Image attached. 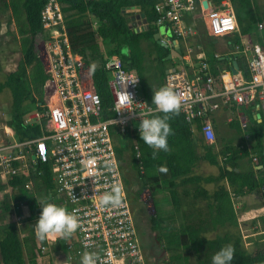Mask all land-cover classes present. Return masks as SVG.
<instances>
[{
	"label": "trees",
	"instance_id": "obj_1",
	"mask_svg": "<svg viewBox=\"0 0 264 264\" xmlns=\"http://www.w3.org/2000/svg\"><path fill=\"white\" fill-rule=\"evenodd\" d=\"M48 1L24 0L23 2L22 7L25 11L28 31L33 36L32 39L43 34L41 12ZM161 1L59 0L66 18L73 50L89 59L91 63L94 62L91 59L99 58L100 40L103 43L115 44L116 47L109 51L107 56L122 57L125 68L135 71L140 76V92L149 103H151L152 94L161 86H166L167 70L171 68L167 64L171 61L167 59L171 54L170 47L162 46L153 38L159 32V27L155 25L160 17L156 11V5ZM210 1L213 2L214 8H218L222 2V0ZM231 2L237 13L242 34H250L257 24L254 15V1L231 0ZM133 6H141V10L146 13L149 23L148 30L136 33L127 22L129 14L124 15L122 9ZM89 15L99 23L98 28L93 27ZM203 18L199 7L193 14V20L187 17L186 22L192 23L191 25L200 30L199 25L205 24ZM200 34L205 36L206 30ZM209 38L215 39L211 36ZM150 39L153 40L155 47L145 48L144 41ZM30 42L17 70L9 73L5 81L0 84V92L7 89L12 96L10 130L14 131L12 140L19 142L33 140L43 135L40 123L36 120L28 121L31 111L26 109V106L31 102L33 112L37 113L41 110L35 90L39 92V96L43 94L48 75L39 59L40 49L37 50L34 41ZM262 45L264 46V35ZM123 48L129 51L123 54ZM148 59H150L152 72L148 70L146 62ZM105 60L106 56L103 57V61ZM177 60L181 61L179 58ZM216 60L228 66L233 63L228 59L216 58ZM237 61L240 68L247 73L245 57L237 56ZM32 65L34 71L30 75L29 67ZM214 75L219 78V74ZM93 76L104 108L109 111L112 104L108 83L109 73L99 67L93 69ZM151 77L154 80H151ZM154 114L164 115L163 113ZM168 115V122L172 129L168 137V151H154L135 132L130 131L124 135L125 139L131 142L129 146L130 168L138 175L143 188L151 190L156 208V213L148 215L145 220L146 228L152 236L148 243L154 240L159 248L155 249L153 245L150 246L151 254L158 253V255H156L157 259L155 258V261L151 263L146 253L149 264H212L211 258L215 252L228 244L233 245L235 249L232 264H264V242L257 244L254 250L249 252L245 249L239 232L235 233L231 230L239 225V213L234 206V198H243L252 192L264 189V124L259 123L253 117H251V123L246 124H242L240 120L231 121L232 127L242 131L250 130L251 148L245 141L236 146L228 143L225 138H223L225 142L218 147V139L214 144H209L205 140L201 120L193 128L180 109L178 113ZM211 120L214 124L215 120L219 119L212 115ZM215 125L214 127L217 126ZM136 146L141 152L139 160L136 157ZM116 149L125 182L128 184L126 167L123 165L127 160L123 157L124 148L117 145ZM249 155L258 158L256 169L240 170V161L248 158ZM249 161L253 162L250 158ZM200 162H207L211 166L218 167V174L209 176L198 174L197 169ZM15 165L19 167L20 163L15 162ZM207 183L215 184L214 190L208 189ZM30 186L31 189H28ZM5 187L21 191L19 201L17 200L19 214L26 209L32 212L35 209L40 210L37 195L41 194H45L47 201L62 205L60 201L54 199V179L50 165L34 162L31 157L27 160V167H23L18 175L10 176L6 181L0 182V192ZM136 209L143 210L140 206ZM136 209L134 208V212ZM12 214L13 206L9 198L3 200L2 203L0 201V264H43L42 246L48 244V239H38L33 229L36 221L34 219H37L39 215L24 218V225L19 227L15 219H11ZM137 215L135 213L145 248L147 239L143 235L145 236L146 230L140 226ZM259 216L264 220V212ZM220 229L228 231L214 238L208 236L209 233H216ZM160 250L162 252L159 254ZM48 264H53V262L48 260Z\"/></svg>",
	"mask_w": 264,
	"mask_h": 264
},
{
	"label": "built area",
	"instance_id": "obj_2",
	"mask_svg": "<svg viewBox=\"0 0 264 264\" xmlns=\"http://www.w3.org/2000/svg\"><path fill=\"white\" fill-rule=\"evenodd\" d=\"M199 7L207 12L203 17L211 36L242 38L228 0L209 12L200 0H162L156 5L160 17L155 25L171 27L182 45L183 62L191 67H175L166 76V86L180 98V110L187 121L195 128L201 120L205 140L214 144L217 136L211 116L223 108L252 107L263 113L260 123L264 124V47L242 41L231 45L233 53L245 57L247 73L239 69L234 74L227 68L216 78L208 61L191 65L195 53L191 42L197 29L186 18ZM41 16L46 36L39 59L48 77L43 97L38 99L41 110L28 121L40 123L43 135L24 142H0V180L18 175L27 167L29 157L50 165L55 200L67 206L79 222L75 232L61 238L65 253L61 258L65 259L59 264H82L85 253L95 254V264H149L116 143L117 137L125 139L130 131L139 134L138 113L152 112L155 105L140 92V76L125 68L122 57L108 56L95 64L73 50L59 0H49ZM259 29H264L263 24ZM99 67L109 73V111L94 81L93 69ZM136 151L139 160L137 146ZM254 161L258 163V158ZM114 189L120 192L119 203L103 205L102 195ZM48 247L42 246L44 256L50 252ZM48 258L52 261L50 255Z\"/></svg>",
	"mask_w": 264,
	"mask_h": 264
},
{
	"label": "rangeland",
	"instance_id": "obj_3",
	"mask_svg": "<svg viewBox=\"0 0 264 264\" xmlns=\"http://www.w3.org/2000/svg\"><path fill=\"white\" fill-rule=\"evenodd\" d=\"M217 1V0H216ZM223 1V0H222ZM231 1V0H230ZM255 3V10L254 15L257 19V24L253 27L252 32L250 33L251 36V44L259 42L260 45H262V38L264 35V30H259L257 25L259 23H262L264 26V0H253ZM23 2L24 0H0V84L3 83L7 77V75L11 72H14L17 70L20 62L23 60L25 56V51L27 46L31 43L30 41H34L35 45L37 46V50L40 49L41 44H44L45 41V34H39L37 37L33 38V36L30 35L28 31V25L26 20L25 11L23 10ZM233 5V4H232ZM234 7V6H233ZM236 12V11H235ZM205 13V12H204ZM129 14L128 17L132 16V13L125 12L124 15ZM207 14V12L205 13ZM237 15V13H236ZM200 18V17H199ZM89 19L93 23V27L96 29L99 26V23L95 20V18L91 15H89ZM204 20L205 24V17L202 19ZM199 25L200 30H197V35L192 39L191 45L197 49V46L199 43L201 44V38L200 36H204V31L206 30V35L209 37L211 36L209 34V30L206 25ZM129 25L134 28L133 23L130 22ZM206 26V28H205ZM149 25L145 27L146 30H148ZM158 31L162 36H164L167 32H171V28L169 25L160 26ZM205 35V38L208 39V37ZM154 38V36H153ZM204 39V38H202ZM155 40V39H154ZM233 41V39H231ZM254 41V42H253ZM214 41L210 40L208 41L207 45L210 48V50L207 51L208 58L211 60V66L216 69L218 68V61L215 58V54L212 52V47ZM253 42V43H252ZM144 47L145 48H152L155 47L153 44V40H145L144 41ZM99 58L94 61L95 64L100 63L103 60V57L107 56V53L109 51L113 50L116 45H112L109 42L103 43V41H99ZM202 46V44H201ZM263 46V45H262ZM205 48V46L203 47ZM129 50L127 48H123L122 52L123 54L127 53ZM209 60V61H210ZM147 65L148 70H151V63L150 59H148ZM169 66H177L181 63L178 62L176 58L171 59L170 62L167 63ZM34 66L29 67V74L31 75L34 71ZM43 70V68H42ZM152 72V70H151ZM151 80H154L153 77H151ZM36 87V86H35ZM35 95H37L36 99L38 100L39 97H43V94L39 96V92L35 90ZM12 96L9 90L5 89L0 92V142L1 141H14L12 140V137H14L13 132L10 130L11 127V119H12ZM234 109L228 110L225 113V116L223 118H219V123L216 124L215 130L217 134V139L219 140L218 147H221V144L225 141L223 138L226 139V141L233 145H239L241 142L245 141L247 146L251 148L252 140L250 137V130H239L236 127H232L230 124L231 121L240 120L242 121V124L244 123H251V117H253L252 113V107L251 109H247L244 107H239L236 109V107H233ZM26 109L30 110L29 116H34L36 113L32 111L33 104L31 102L27 103ZM224 110V109H223ZM222 111V110H221ZM257 113V116L259 119L263 117V113L259 110H255ZM218 113L216 112L214 117L218 118ZM241 113V114H240ZM241 116V117H240ZM245 118V119H244ZM231 119V120H229ZM250 126V125H249ZM10 132V133H9ZM245 139V140H244ZM223 141V142H222ZM130 140L129 139H123L120 137H117V145L124 148V159H127L124 161V167H126V176L128 177V187L131 193V202L133 205V209L137 208V206H140V208H143V210L139 209V211L136 209L135 213L137 215L138 222L143 230H146L145 236L146 237V253L150 259V262H154L155 258L157 259L156 255L151 254V245L155 249H159L157 247V243L153 240L152 242L148 243V240L150 237H152L150 234V231L146 228V222L148 215H154L156 213V208L154 205V201L152 198V192L150 189H144L140 181L138 180V175L134 172H132L130 165H129V156H130ZM254 155H249L248 158H244L240 161V170L242 171H251L255 170V164L254 161ZM249 158L253 160V162L249 161ZM198 174L201 175H217L219 172V168L215 166H211L207 162H200L198 166ZM2 179L0 180V182ZM206 187L210 190H214L215 184H206ZM31 189V186L28 188ZM144 191H148L145 192ZM151 193V195H150ZM21 194V191L19 190H12L10 187L2 188V191L0 192V201L2 203L3 200L6 198H9L12 206H13V216L11 219H15L16 224L19 225V227H22L25 223L24 218L26 217H34L36 215H39L41 212L40 210L35 209L33 212L30 209L24 210L22 214H19L17 206V200L19 201V196ZM37 198L39 200V204L43 201H45V194L37 195ZM55 199V195H54ZM141 204V205H140ZM234 206L236 210L239 213V225L237 228H232L231 230L236 233L239 232V234L242 236L243 244L246 250L249 252L253 251L255 246L259 243L264 242V220L260 218V214L264 212V190H257L255 192H252L251 194L243 197V198H234ZM67 208V206H64ZM41 208V207H40ZM21 218V220H20ZM36 220V219H34ZM5 222V221H3ZM145 227V228H144ZM227 229H220L218 232L209 233L208 236L210 238H214L216 235H223ZM53 241L50 242L51 245V251L48 252V255L45 256L49 257V255L52 257L54 264H59L61 261L65 259L61 258L65 255L64 253V243L61 238H55L52 237ZM144 241V240H143ZM156 246V247H155ZM60 247V250H59ZM162 252V250L159 251ZM60 256V259H59ZM169 258V257H167ZM162 262L161 260H159Z\"/></svg>",
	"mask_w": 264,
	"mask_h": 264
},
{
	"label": "clouds",
	"instance_id": "obj_4",
	"mask_svg": "<svg viewBox=\"0 0 264 264\" xmlns=\"http://www.w3.org/2000/svg\"><path fill=\"white\" fill-rule=\"evenodd\" d=\"M228 1L232 5V2L230 0ZM212 6L214 5L212 4ZM241 35L243 38L244 34H242V32ZM218 37H222V36H218ZM175 40L177 39L175 38ZM249 45H254V44H249ZM183 55L184 52L182 48V57ZM235 55L243 56L240 54H235ZM107 57L108 56H106V58ZM181 61H183V58L181 59ZM231 64L232 65L228 66V68H230L232 71L233 63ZM174 67L176 66H172L169 69H173ZM135 81L136 80H133L131 83H134ZM127 96L129 97L130 101L133 102L132 97L129 94H127ZM151 104L155 105V109L152 112L138 113L140 117V121L138 124L140 139L146 145L151 147L154 151L155 150L168 151L169 148L168 137L172 133L171 126L168 122L169 120L168 114L170 113L176 114L179 112L180 98L176 95V93L172 90L171 87L161 86L152 94ZM133 109L134 108H130L128 110L132 111ZM153 113H163L164 115H156ZM45 200L47 201V198H45ZM119 200H120V192L118 189H114L112 192H106L101 197V203L103 205H108V204L115 205L119 203ZM39 205L41 207V212L39 214V217L36 219L35 223L33 224L34 233L38 239L45 240L50 237L65 238L70 236L78 228L79 222L77 217L72 212L68 211L66 207L62 205H58L51 201H47V202L42 201ZM234 253H235V249L233 245L231 244L225 245L222 248H220L217 252H215V254L212 256L211 258L212 264H232V261L234 260ZM82 264H95V254L85 253L82 257Z\"/></svg>",
	"mask_w": 264,
	"mask_h": 264
},
{
	"label": "crops",
	"instance_id": "obj_5",
	"mask_svg": "<svg viewBox=\"0 0 264 264\" xmlns=\"http://www.w3.org/2000/svg\"><path fill=\"white\" fill-rule=\"evenodd\" d=\"M212 2V1H211ZM222 3V2H221ZM212 4H213V2H212ZM214 5V4H213ZM210 9H211V7H210ZM210 9H208L207 11L209 12L210 11ZM142 11V10H141ZM143 12V11H142ZM203 13V15L205 14L204 12H202ZM195 16V15H194ZM189 17H191L192 18V20H193V14H190L189 16H188V18ZM196 17V16H195ZM192 24V23H191ZM260 24H262V23H259L258 25H257V27L260 25ZM171 28V27H170ZM207 37H208V39H206L205 38V36H202L201 37V44H202V46H201V44L199 43V45L197 46V49L198 50H195V53H194V59H193V64H191V65H193V66H195V65H197L198 63H200L201 61H208L209 63H210V66H211V60H210V58H208V55H207V51L208 50H210V48L211 47H209L208 45H207V43H208V41H210V40H212V41H214L213 42V44H214V46L212 47V52L215 54V58H216V56H220L219 57V59L220 60H224V59H228V61H232V62H234L235 60H236V57H237V55H235V53H233V51H232V44H234V42L236 41V42H244V43H246V44H251V36H250V34H248V35H243V38H232V37H230V36H225V37H213V36H211V37H213V38H215V39H212V38H209V36L208 35H206ZM161 38L162 39H165L169 44H170V49L171 50H173L174 48H175V38H174V36H173V33H172V29H171V32L169 31V32H167L164 36H162L161 35ZM202 38H204V39H202ZM231 39H233V41L231 40ZM202 40H204V41H202ZM207 42V43H206ZM254 42V41H253ZM252 42V43H253ZM256 43H259V42H256ZM256 43H253V44H256ZM260 44V43H259ZM205 46V48H203ZM210 60V61H209ZM237 61V60H236ZM238 62V61H237ZM181 63V66H188L189 64L188 63H185V62H183V61H181L180 62ZM238 65H239V63H238ZM180 65H177L176 67H179ZM175 68V67H174ZM188 68L189 69H191V67H189L188 66ZM211 68H212V72H213V74H215V73H217V74H219L220 72H222V71H224V70H226L227 68H228V64H224V63H222V62H218V68L216 69V71L214 70V68L211 66ZM239 68H240V65H239ZM224 109V110H223ZM223 109H221L220 111H218L219 113H218V119L220 118H223L224 116H225V113L228 111V110H232V109H234V108H223ZM247 109H250V107H247ZM252 113H253V119H255V117H256V119H258L257 118V113L255 112V110L252 108ZM241 114V113H240ZM241 117V116H240ZM245 119V118H244ZM255 119V120H256ZM229 120H231V119H229ZM218 121V120H217ZM217 121L215 120V122L216 123H214V124H217ZM258 121V120H257ZM244 130H246L247 131V129H244ZM258 163H256L255 164V168H256V165H257ZM264 190V189H263ZM53 238L52 237H50V238H48V248H49V250L51 251V245H50V240H51V242H54L53 240H52ZM55 243V242H54ZM59 249H60V247H59ZM49 258H48V256L46 257V256H44V258H43V264H48L47 262V260H48ZM54 259H52V261H53ZM53 264H54V262H53Z\"/></svg>",
	"mask_w": 264,
	"mask_h": 264
},
{
	"label": "water",
	"instance_id": "obj_6",
	"mask_svg": "<svg viewBox=\"0 0 264 264\" xmlns=\"http://www.w3.org/2000/svg\"><path fill=\"white\" fill-rule=\"evenodd\" d=\"M200 2H201L203 9H205V10L210 9V7L212 6V2L210 0H200ZM122 12L123 13L127 12V13L133 14L132 16L127 17V22L133 23L134 30L136 33H140V32H143L146 30L145 27L148 25V20L146 17V13L141 11V6H137V7L133 6L131 8H123ZM154 39L159 44H161L162 46H165V47L170 46V44L165 39L161 38L160 32H157L154 35ZM174 42L176 44L175 48L173 50H171V54L168 56L167 59L171 60L174 58H179L181 60L183 58L181 45H180L178 40H175ZM174 70H175L174 68L167 70V74L174 71ZM238 71H239V65H238V62L235 60L233 62V66H232V72L234 74H237ZM255 119H256V117H255ZM256 120H258V122L260 123V119H256ZM245 128H246V126H245ZM229 169H231V168H229Z\"/></svg>",
	"mask_w": 264,
	"mask_h": 264
}]
</instances>
